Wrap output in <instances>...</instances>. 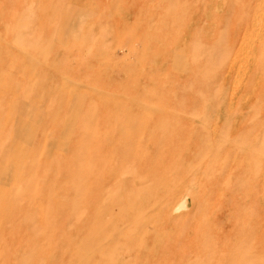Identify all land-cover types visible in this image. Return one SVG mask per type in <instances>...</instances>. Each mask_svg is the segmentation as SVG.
I'll return each mask as SVG.
<instances>
[{
    "label": "rangeland",
    "instance_id": "374dc122",
    "mask_svg": "<svg viewBox=\"0 0 264 264\" xmlns=\"http://www.w3.org/2000/svg\"><path fill=\"white\" fill-rule=\"evenodd\" d=\"M263 11L0 0V264H264Z\"/></svg>",
    "mask_w": 264,
    "mask_h": 264
},
{
    "label": "bare ground",
    "instance_id": "6f19581e",
    "mask_svg": "<svg viewBox=\"0 0 264 264\" xmlns=\"http://www.w3.org/2000/svg\"><path fill=\"white\" fill-rule=\"evenodd\" d=\"M259 1H261V0H259ZM264 1V0H263ZM258 6V5H257ZM255 13H257V12H255ZM262 16L264 17V11H263V14H262ZM254 17V16H253ZM262 17V18H263ZM260 18V17H259ZM261 18V19H262ZM258 21V20H257ZM256 21V22H257ZM256 24V23H255ZM259 24H260V28H264V23H262L261 24V21H259ZM257 27V26H256ZM259 29V28H258ZM244 31H246V30H244ZM258 32V31H257ZM259 34V33H258ZM256 36V35H255ZM260 37V36H259ZM257 38V40H255V41H253V44H252V48H253V50H256L257 52H256V54H257V57H256V61H255V65H261V66H264V29L262 30V32H261V37L260 38H258V36L256 37ZM243 41V40H242ZM257 41V42H256ZM257 44H258V46H257ZM240 45H241V43H240ZM244 45V44H243ZM243 45H241L240 47H239V50H238V52H237V55L238 54H240V52L242 51V48H243ZM256 46H257V48H256ZM252 51V50H251ZM236 56V55H235ZM237 58V57H236ZM263 68V67H262ZM249 69V68H248ZM258 78V77H257ZM261 81V80H260ZM262 82V81H261ZM258 83H260L259 82V78L256 80V82L254 83V89L256 90V88L258 87Z\"/></svg>",
    "mask_w": 264,
    "mask_h": 264
}]
</instances>
